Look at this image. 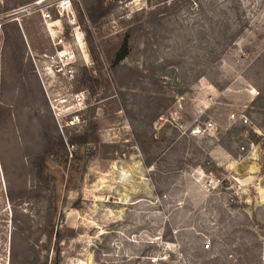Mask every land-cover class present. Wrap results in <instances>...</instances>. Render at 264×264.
Listing matches in <instances>:
<instances>
[{"label": "rangeland", "instance_id": "rangeland-1", "mask_svg": "<svg viewBox=\"0 0 264 264\" xmlns=\"http://www.w3.org/2000/svg\"><path fill=\"white\" fill-rule=\"evenodd\" d=\"M60 1L0 0V264H264V0ZM47 8L80 26L97 135L46 161L49 184Z\"/></svg>", "mask_w": 264, "mask_h": 264}, {"label": "built area", "instance_id": "built-area-1", "mask_svg": "<svg viewBox=\"0 0 264 264\" xmlns=\"http://www.w3.org/2000/svg\"><path fill=\"white\" fill-rule=\"evenodd\" d=\"M71 5V0H61L57 4L56 10L60 18L67 11L73 15ZM41 16L46 23L53 52L41 54V58L35 59V65L53 113L57 131L63 137L69 154L72 155L76 144L69 140L70 136L83 131L91 123L90 116L87 115L88 92L86 89L73 87L80 57L89 56V53L83 35L81 37L78 35L80 26L75 21L72 22L73 28L69 35H66L63 28L58 25L59 20L53 21L48 8L41 10ZM77 47L81 53L78 52ZM229 119L240 123L248 121L244 114L236 111L230 112ZM214 125V122L210 120L205 122L204 126L206 129H213ZM206 247H209V244H206Z\"/></svg>", "mask_w": 264, "mask_h": 264}, {"label": "trees", "instance_id": "trees-1", "mask_svg": "<svg viewBox=\"0 0 264 264\" xmlns=\"http://www.w3.org/2000/svg\"><path fill=\"white\" fill-rule=\"evenodd\" d=\"M105 1L106 0H95L94 5H96V7H104ZM94 5H91L88 9L90 12V17H91L90 19H92L93 21L95 20H94V16H91V12L94 9ZM105 13L106 11L101 12L100 15L104 16ZM128 37H129V34H126L122 41L120 48L115 53L114 59L112 61L113 66L120 63L129 54L128 53ZM90 52L92 53L93 57L97 61H99L96 51L93 48L90 49ZM96 139H97L96 129L92 123H90V125L86 127L83 131L73 133L72 136L70 137L71 142H74L76 146L78 147L86 148V150H89L88 145L92 141H95ZM49 142H48L49 144L47 148H45L40 154L36 155V157L33 160V166H34L36 173L44 182H46V184L50 183V179L48 178V175H47L48 166L46 164V161L50 158L52 160L57 161L62 158L67 159L68 157V152L66 150V144L61 135L59 137L50 139Z\"/></svg>", "mask_w": 264, "mask_h": 264}]
</instances>
